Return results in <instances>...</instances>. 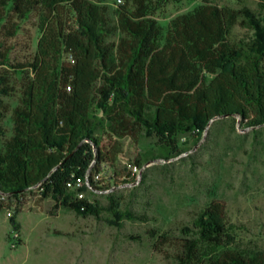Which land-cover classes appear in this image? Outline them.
<instances>
[{"label": "trees", "instance_id": "16d2710c", "mask_svg": "<svg viewBox=\"0 0 264 264\" xmlns=\"http://www.w3.org/2000/svg\"><path fill=\"white\" fill-rule=\"evenodd\" d=\"M114 1L112 17L107 0H0V66L23 75L12 135L0 142V194L48 183L62 197L93 161L115 168L121 144L102 148L94 136L104 124L96 109L111 137L153 132L170 156L180 153V133L217 119L264 128V49L235 35L240 27L264 32V17L212 0H169L201 5L165 30L155 17L168 0ZM32 18L40 32L36 52L12 65L7 42ZM11 83L0 77L1 95L15 93ZM207 215L197 224L198 238L185 242L183 263L264 264L260 251L224 249L221 204Z\"/></svg>", "mask_w": 264, "mask_h": 264}, {"label": "rangeland", "instance_id": "374dc122", "mask_svg": "<svg viewBox=\"0 0 264 264\" xmlns=\"http://www.w3.org/2000/svg\"><path fill=\"white\" fill-rule=\"evenodd\" d=\"M212 2L250 8L264 17V0ZM107 4L114 17L115 1ZM199 5L168 0L155 18L166 30L176 16ZM235 35L264 49V32L240 27ZM39 37L34 18L22 22L20 33L7 42L14 47L11 64L34 54ZM2 76L11 78L15 93L0 94V142L12 135V110L23 78L9 66H0ZM95 112L104 122L94 133L102 138V148L115 140L121 144L115 168L106 170L112 191L84 189L83 200L91 205L85 210L75 205L77 192L59 197L48 183L18 196L0 195V264H185V242L198 238L197 224L214 203L224 208V249L264 254V128L217 119L180 133V153L170 156L153 132L137 139L111 137L103 111ZM135 166L143 170L142 183L125 185L133 181Z\"/></svg>", "mask_w": 264, "mask_h": 264}, {"label": "built area", "instance_id": "2783aa9c", "mask_svg": "<svg viewBox=\"0 0 264 264\" xmlns=\"http://www.w3.org/2000/svg\"><path fill=\"white\" fill-rule=\"evenodd\" d=\"M110 167H111L110 165L105 163L98 166L96 161H93L84 177H76L75 179L71 180L68 183L69 190L77 192V197L79 201L85 198L83 190L86 188L95 189L99 192H104V193L111 192L112 191V186L110 185L111 178L106 174L107 172L106 170ZM132 178H133L132 182L127 181L124 182V184L129 186L140 185L143 181V170L135 166L132 169ZM112 180H115V178H113ZM40 186L41 185L37 186L36 188H39ZM0 195L7 196L4 194H0ZM82 209L85 210V207H83ZM8 215L13 216V213L9 212Z\"/></svg>", "mask_w": 264, "mask_h": 264}]
</instances>
